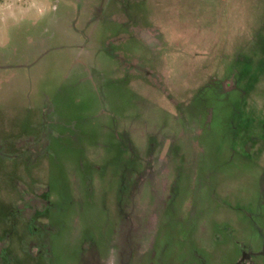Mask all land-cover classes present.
Wrapping results in <instances>:
<instances>
[{"label": "rangeland", "instance_id": "374dc122", "mask_svg": "<svg viewBox=\"0 0 264 264\" xmlns=\"http://www.w3.org/2000/svg\"><path fill=\"white\" fill-rule=\"evenodd\" d=\"M0 264H264V0H0Z\"/></svg>", "mask_w": 264, "mask_h": 264}]
</instances>
